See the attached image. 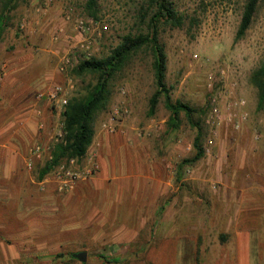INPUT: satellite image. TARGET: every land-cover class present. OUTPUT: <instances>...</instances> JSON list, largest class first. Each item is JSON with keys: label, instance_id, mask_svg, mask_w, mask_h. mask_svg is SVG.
<instances>
[{"label": "rangeland", "instance_id": "1", "mask_svg": "<svg viewBox=\"0 0 264 264\" xmlns=\"http://www.w3.org/2000/svg\"><path fill=\"white\" fill-rule=\"evenodd\" d=\"M246 1L173 0L180 13L196 16L199 25L191 33L187 26H159V38L168 55L167 83L172 97L197 108L208 104L206 113L198 115L208 130L205 156L186 167L177 180L178 164L194 153L196 129L183 114L181 126L168 130L170 112L163 98L155 115L149 116V100L156 89L154 56L148 47L138 51L111 80L107 108L95 118L93 142L87 151L97 156L101 147L99 133L113 136L115 142L126 140L131 146H141L133 151L136 156L130 166L132 176L126 183L121 180L104 187L99 183V189L89 183L84 192L77 191L78 186L73 191L60 192L52 181L55 169L52 170L45 177L51 180L37 185L40 194L54 185L51 195L59 197L57 206H48L59 214L48 216L47 221L72 222L79 227L62 232L61 246L47 241L41 248L48 253L46 261L32 264H115L114 258H121L120 264H173L167 261L175 260L174 255L156 253L160 244L167 250V229L152 234L163 239L162 243L157 247L149 245L151 226L156 222L174 223V239L183 245V240L189 243L199 236L206 242L202 247L210 246L211 252L221 250L218 242L232 238L224 247V251L232 252L227 264H236L235 238L240 232L248 233L255 243L252 264H264V108H258L259 91L250 81L264 60V0L246 35L236 40ZM85 2L17 0L8 13V25L0 40V106H6L9 113L16 112V116L32 111L35 133L28 138L27 146L40 143L48 148L58 142H53V137L59 110L47 99H39L40 93L62 84L69 99L83 97L96 83L97 75L74 72L87 58L85 46L89 41L92 56L100 58L108 55L126 34L148 31L147 22L139 14L145 0H99L98 18L87 14ZM2 3L0 0V12ZM80 20L89 26L88 31L77 26ZM66 57L71 62L62 69ZM214 96L218 98V114H213L210 103ZM239 100L246 102L242 108L235 105ZM117 108H128L129 112L110 132L102 124ZM244 111L248 118L236 128L228 118L236 115L237 120ZM41 117L47 125L44 130L39 128ZM109 147L111 150L104 152L107 166L121 178L123 152L119 146ZM48 157L46 152L42 160L36 161L31 171L36 181ZM111 175L108 178L113 179ZM37 203L41 206L42 201ZM167 207L175 211L168 213ZM86 224L91 227H83ZM144 242L146 248L138 253ZM171 245L176 247L174 241ZM128 248L130 256L125 260L122 252ZM79 251L88 252L86 262L72 259L71 253ZM212 257L216 263L217 258ZM183 261L181 257L176 264Z\"/></svg>", "mask_w": 264, "mask_h": 264}, {"label": "crops", "instance_id": "2", "mask_svg": "<svg viewBox=\"0 0 264 264\" xmlns=\"http://www.w3.org/2000/svg\"><path fill=\"white\" fill-rule=\"evenodd\" d=\"M18 117L19 119H17ZM42 117L41 120L44 119ZM34 122L32 111H24L16 116V112L9 113L7 112L6 106H0V264H32L44 262L47 259L48 253L43 249L41 250V248L46 247L47 241H50L51 245L61 246L63 244L62 232L75 230L79 227V225L72 222L65 223L61 220H55L53 222L47 221L48 216H57L59 214L55 208L50 209L53 206H57L59 197L51 195V192H53L52 189H55L54 185H49L44 190V194H40L37 185L42 183V181H50L51 178L47 177L41 180L37 179L36 181L32 178V172L26 166L27 160L30 157L31 148V146H27L28 138L30 139V135L35 133ZM98 136L101 146L98 148L97 154V159L100 162V170L88 182L85 181L80 186L78 185L77 191L84 192L86 185L89 183L92 188L95 186L96 189L100 188L99 183L101 187H104L105 184L110 182L120 183L121 180L126 183L129 182L128 179L132 176L130 166L135 161L136 156L133 151L136 152V149L141 146L137 144L131 146L126 140L115 142L116 139L107 133H99ZM109 146H114V149H116V146H119L123 152L121 178L119 176L116 177V171L112 167L108 168L107 166L108 159L104 152L108 149L111 150ZM109 173L113 174L111 175L113 179L108 178ZM120 188L121 186H119ZM41 201L42 204L39 206L37 202L40 203ZM170 210L172 212L175 211L173 207H167L168 213ZM34 217H37L40 221H32ZM87 226L86 224L83 227H91ZM201 226L203 225H198V227ZM99 227H103L100 229L104 230V226H101V224ZM163 228L168 230V238L166 239L168 244L167 250L162 249V245L160 244L156 253L158 256H165L166 254L168 257L172 255L176 257L175 260L167 262L176 264L183 257L184 261L182 264H227V261L232 256V252L224 251V247L228 246V243L233 240L232 238L218 242V246L221 247V250L218 252H211L209 250L210 246L204 249L202 247L204 241L199 236L195 240L190 239L189 243L185 238H182L185 239L183 240V245V243L180 244L177 242L179 240L174 239V223H153L148 240L149 245L157 247L158 243L163 242L161 241L163 239L159 240L155 236H152L155 231ZM172 241L176 243V247L171 245ZM234 242L236 264H252L255 243L250 238V234L240 232ZM146 244L144 242L139 245L140 249L137 252H143L147 246ZM32 248H37L38 250H32ZM122 253V258L128 260L130 256L129 248ZM134 255H136V252ZM212 256L217 258L216 263L210 259L213 258ZM198 258L200 262L197 261Z\"/></svg>", "mask_w": 264, "mask_h": 264}, {"label": "trees", "instance_id": "3", "mask_svg": "<svg viewBox=\"0 0 264 264\" xmlns=\"http://www.w3.org/2000/svg\"><path fill=\"white\" fill-rule=\"evenodd\" d=\"M17 0H3L0 12V40L7 28L9 11L16 5ZM261 0H247L241 17V22L236 33V40L242 39L250 29L258 6ZM85 10L93 18H98L99 0H86ZM140 17L147 22L148 31L139 34H126L121 42L115 46L108 55L103 57L91 56L79 62L74 72L79 75L95 74L96 83L89 88L83 97L72 96L63 111L65 122V136L62 141L54 143L49 150V157L46 163L40 168L38 179H44L62 161L71 157L85 155L93 142L94 122L97 114L107 108L110 90V82L114 75L120 71L128 60L138 51L148 47L153 53V72L156 89L150 97L149 116H154L157 107L163 98L164 105L170 112L167 122L168 130L175 131L182 124L184 114L190 124L196 129L193 140L194 153L183 158L178 164L177 180L180 181L182 171L195 165L206 154L205 129L198 115H204L208 110L206 106L197 108L181 99L175 100L172 97L171 87L167 83L168 55L165 46L159 38L160 23L175 28H185L188 33L192 28L199 25L200 21L196 16L180 13L173 0H145L139 10ZM193 35V34H192ZM194 37V35H193ZM251 83L259 91L258 108H264V60L252 73ZM74 253V252H73ZM73 260H79L73 256ZM105 257V256H102ZM120 264V258L112 260Z\"/></svg>", "mask_w": 264, "mask_h": 264}, {"label": "built area", "instance_id": "4", "mask_svg": "<svg viewBox=\"0 0 264 264\" xmlns=\"http://www.w3.org/2000/svg\"><path fill=\"white\" fill-rule=\"evenodd\" d=\"M22 26H24L22 24ZM77 26L82 31H88L89 26L86 25V23L83 20H80L77 23ZM91 48V42L89 41L85 46V52L86 57L90 58L92 56V52L90 51ZM71 62V59L69 57L64 58L62 62V69L67 67L68 64ZM39 99L46 98L50 104H52L53 108H55L58 111V123L55 128L56 134L53 137V142L56 141H62L63 136L65 135V122L63 117V109L68 104L69 101V94L66 91V88L62 84H56L49 90H47L44 93H40L38 95ZM211 107L213 114H218L220 109L218 106V98L214 96L211 99ZM245 100H239L235 103L236 106H240L242 108L245 105ZM62 109V111H60ZM128 108H117L113 111L111 116L109 117L108 121L104 122L103 128L113 132L115 131L116 127L115 124L118 122L119 118L125 114L128 113ZM39 115H42L41 112H38ZM235 116L230 115L228 120L236 127L240 128L242 121L246 120L248 118V112H242L241 115L235 120ZM217 118H220L219 116ZM214 124V122H213ZM46 123L41 120L39 123V128L44 130L46 129ZM50 146L48 148H45L40 143H35L30 148V157L27 160L26 166L27 168L32 171L35 168L36 161H40L44 158V154L49 152ZM100 170V162L97 159V156H94L92 154L86 153L85 155L81 157H71L67 160L61 162L54 170L53 172V178L52 181L56 184V188L60 192H69L73 191L78 184L83 181L90 179L94 177L97 172ZM43 184V183H42Z\"/></svg>", "mask_w": 264, "mask_h": 264}, {"label": "water", "instance_id": "5", "mask_svg": "<svg viewBox=\"0 0 264 264\" xmlns=\"http://www.w3.org/2000/svg\"><path fill=\"white\" fill-rule=\"evenodd\" d=\"M73 256L79 259L81 262H86L88 257V252L87 251L75 252L73 253Z\"/></svg>", "mask_w": 264, "mask_h": 264}]
</instances>
